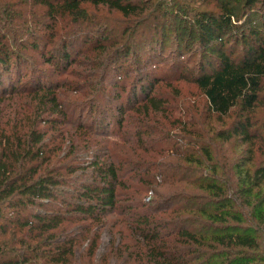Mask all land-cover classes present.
<instances>
[{
  "label": "trees",
  "instance_id": "16d2710c",
  "mask_svg": "<svg viewBox=\"0 0 264 264\" xmlns=\"http://www.w3.org/2000/svg\"><path fill=\"white\" fill-rule=\"evenodd\" d=\"M25 1L44 9V21L36 23L57 47L45 59L56 74L75 64L69 49L84 35L98 51L81 66L89 61L88 71L71 72L83 84L25 81L24 52L40 50L35 33L27 32L28 44L0 37V231L10 232L0 242V264L264 260V122L258 119L264 30L250 31L256 41L242 56L226 50L238 12L264 16V0H222L197 12L183 4L187 0ZM13 15L23 20L21 12ZM98 28L105 35L90 37ZM186 34L202 49L197 71L188 70L202 106L182 99L174 84L169 95L157 96L165 79L145 71L158 69L171 37L179 42L178 58H185ZM129 57L140 69L139 87L125 95V82L115 83L125 104L116 109L117 139L104 141L103 105L116 101L107 100L104 85L112 72L125 70ZM183 73L174 81L189 80ZM67 94L76 99L65 108ZM88 107V114L104 115L101 129L79 122L69 130L70 117ZM47 123L52 126L45 130ZM225 146L230 153L221 151ZM79 171L90 173L91 184L75 200L60 197Z\"/></svg>",
  "mask_w": 264,
  "mask_h": 264
},
{
  "label": "rangeland",
  "instance_id": "374dc122",
  "mask_svg": "<svg viewBox=\"0 0 264 264\" xmlns=\"http://www.w3.org/2000/svg\"><path fill=\"white\" fill-rule=\"evenodd\" d=\"M222 0H187V2H183V4L189 5V11H200L205 9H212L215 8L217 3L221 2ZM232 2V5L235 3L233 0H228ZM29 2V6L26 7L27 3ZM211 2V3H209ZM11 11H14L13 14H17L21 12V16L23 17V22L19 20V22L15 21L14 18H16ZM44 9L43 7L33 4L31 1H25V0H0V37H3V35H7L8 39H11L14 37L15 40L20 41L24 40L25 44L32 43V39L27 32H34L36 35V42L37 45H40V50H34V49H27L25 54V60L23 62V65L21 66V70L23 74L26 76L24 78L25 81H28L30 79H41L43 82H50V83H59L61 85H65L66 83H75L80 82L76 81L74 79V76L71 75V72L73 71H79V72H86L84 71L87 68V71L89 70L88 65L89 61L87 63L86 67H81L83 64H85V60L89 58V56H92L95 54V52L98 51L96 43L92 40L91 43H85V37L80 39L79 41L75 42L71 48L69 49V53L72 57L75 64H73L69 70L64 74H56L55 69L52 67V65L46 63V56L50 55L55 56L57 52V47L53 46L52 44H48V37L45 34V31L41 30L42 27L37 26L38 24L36 22L44 21L43 19ZM239 17L235 19V28L230 32V34L227 36V40L229 41L228 46L226 47V50L228 52H234V57H240L243 55V52L246 51L247 45L255 44L256 39L252 36L250 33L251 30H256L257 32L264 30V25L262 23V20L264 16L255 15V16H248L243 15L242 11L238 12ZM114 17H120L119 14H113ZM29 18V23H25L26 19ZM22 22V23H21ZM256 27V28H255ZM38 29V30H37ZM262 32V31H261ZM264 32V31H263ZM105 35L104 30L101 28L94 29V31L89 35L90 37H101ZM264 35V33H263ZM171 37L168 40L167 48L164 51V56L161 59L159 63H156L157 70L154 69L151 66L148 67L145 71H152L154 74V77L157 79H165V81L159 82V85L157 87L156 95H169L171 93V89H169L170 84H174L180 92L182 99L186 100L187 102H197L201 106L204 104L203 97L200 95V92L197 88V86L190 80L191 74L188 72L189 69H193L197 71L198 69V61L201 58V47L199 46L196 39H193L190 34H186L184 36V41H188L190 43V49L185 51V58H178V51H176L177 44L179 43L178 40L172 39ZM95 40V39H94ZM13 43V41H12ZM18 44V43H17ZM18 48V47H17ZM19 50V49H16ZM191 59H188L190 58ZM93 57H91L92 60ZM202 59V58H201ZM208 58H204L206 61ZM131 57H129L128 63L125 64V70L121 73H115L112 72L111 75H109L107 82L105 83V94L108 99H115L116 101H108L109 103L104 104L106 108V114L107 117L99 111L97 114L94 112L93 115L88 114L87 111L89 110L86 108V112L84 115H79L81 111L77 112L75 116H71L72 124L73 125H66V127L69 130L75 131V126L78 125L79 122L86 123L89 125L94 126V129H101L99 128L100 121L103 117L105 120V126L109 127L106 132H108L107 137H104L101 140L114 142L115 139H117L116 134L119 131L118 127V121L120 119V115L117 113L116 109L120 104H125V95L126 92L130 87L138 86L139 78H137L138 69L137 67H133L130 65ZM179 62V66L172 68L171 65L173 63ZM186 66V67H185ZM185 67V70L183 69ZM127 69V70H126ZM126 71H129L128 76L125 74ZM143 72V71H141ZM181 72H184L183 74L189 79V80H179L174 81V78H178L181 75ZM188 72V74H187ZM194 73V72H193ZM142 74V73H141ZM119 77L122 78V81H120ZM172 77V78H169ZM18 78V77H17ZM13 81V80H12ZM123 83L126 84V91L125 95L123 94V98L117 100V94L121 92L120 88H115V83ZM9 81L5 84H8ZM80 84H83L80 82ZM59 92H64V89L60 90ZM68 95V94H67ZM76 96L75 95H68L66 98H61V100L65 103V108H68V105L70 103L74 104L73 101H75ZM88 104V103H87ZM87 104L84 106L86 107ZM72 110V109H71ZM110 110V112L108 111ZM259 113V120L264 122V93L262 95V106L258 110ZM107 118V119H106ZM52 124L47 123V125H44L45 130L47 128H50ZM130 126V124L128 125ZM74 128V129H73ZM130 129V127L128 128ZM134 129H131L133 131ZM221 151H227L230 153L231 150H229V147L225 146L221 149ZM233 151V149H232ZM84 154V153H83ZM78 156H81L77 154ZM82 158V156H81ZM83 159V158H82ZM90 173L87 171L86 173H82L81 171L75 173L74 175L70 176L68 179V184L64 189L61 190V196L64 198H68L69 200H74L78 196L79 193L82 192V188L84 185L91 184L92 179L89 177ZM63 192H65L63 195ZM79 224H86L84 222ZM10 237V232L8 234H3L0 231V242H4L5 240H8ZM108 242V238L104 237V243ZM261 255L264 257V248L260 251ZM128 264H139L138 260L132 259L128 262ZM148 264H152L151 262H148ZM259 264H264V260L260 261Z\"/></svg>",
  "mask_w": 264,
  "mask_h": 264
}]
</instances>
